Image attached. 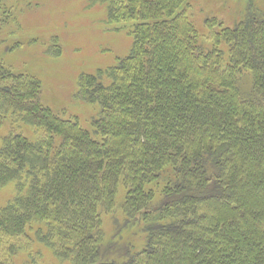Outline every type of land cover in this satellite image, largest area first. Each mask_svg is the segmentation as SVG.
Masks as SVG:
<instances>
[{"label": "trees", "instance_id": "obj_1", "mask_svg": "<svg viewBox=\"0 0 264 264\" xmlns=\"http://www.w3.org/2000/svg\"><path fill=\"white\" fill-rule=\"evenodd\" d=\"M88 2L106 23L134 22L125 56L77 77L74 98L99 106L91 131L41 103L39 78L0 62V188L14 186L0 264L18 252L38 264L35 243L68 264H264V11L233 27L205 20V49L189 0ZM9 13L0 0V25ZM120 187L113 237L139 223L137 250L103 244Z\"/></svg>", "mask_w": 264, "mask_h": 264}, {"label": "rangeland", "instance_id": "obj_2", "mask_svg": "<svg viewBox=\"0 0 264 264\" xmlns=\"http://www.w3.org/2000/svg\"><path fill=\"white\" fill-rule=\"evenodd\" d=\"M2 1L10 13L3 16L5 24L0 25V62L16 72L39 78L41 103L64 117L76 118L83 128L91 131V122L97 116L99 106L74 98L77 77L80 73L112 65L117 58L125 56L131 45L129 30L134 22L106 23L105 6L90 4L88 0ZM189 3L188 17L205 49L211 46L205 20L216 18L225 27H233L250 9L264 11V0H189ZM51 40L57 42L58 55L46 51ZM9 129L6 119L0 137ZM36 129L21 124L16 130L30 139H37L41 129ZM123 190L120 187L112 214L103 215V244L111 242L118 247L124 239L125 244L131 241L137 250L144 239V234L136 229L139 223L124 229L121 236L113 237L114 218L117 217L119 224L122 223L120 218L123 219L118 208L123 200ZM13 194L12 182L0 188V206ZM32 250H39L42 254L43 259L40 258L38 264H68L53 257L50 250L39 243H35ZM14 263L31 264L27 254L22 252L15 255Z\"/></svg>", "mask_w": 264, "mask_h": 264}]
</instances>
